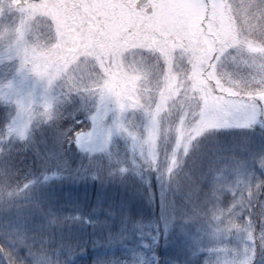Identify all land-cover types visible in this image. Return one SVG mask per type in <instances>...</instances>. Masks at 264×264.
I'll return each mask as SVG.
<instances>
[{
	"label": "clouds",
	"instance_id": "clouds-1",
	"mask_svg": "<svg viewBox=\"0 0 264 264\" xmlns=\"http://www.w3.org/2000/svg\"><path fill=\"white\" fill-rule=\"evenodd\" d=\"M194 7L157 41L73 48L38 16L0 49V264H264V0ZM116 76L138 85L131 115ZM88 187L85 214L64 190Z\"/></svg>",
	"mask_w": 264,
	"mask_h": 264
},
{
	"label": "rangeland",
	"instance_id": "rangeland-1",
	"mask_svg": "<svg viewBox=\"0 0 264 264\" xmlns=\"http://www.w3.org/2000/svg\"><path fill=\"white\" fill-rule=\"evenodd\" d=\"M26 1V0H25ZM138 0H56L57 7L51 8L47 5L49 0H34L26 3L23 7L16 9L21 0H0V49L10 43L16 37H22L25 29L38 16H49L61 26L69 46L73 48H83L98 44L115 46L122 34H128L130 39L138 41H157L161 37L167 38L169 33L176 30L181 23L194 18L202 9L194 7L198 0H149V4L154 8L150 14L149 8H135ZM209 4L211 0H206ZM11 5V11L5 12L4 6ZM53 5V4H52ZM74 6H80L79 11ZM5 16L7 19L5 20ZM101 21L103 23H97ZM86 28V33L77 31L79 26ZM106 30L107 39L101 43L96 38V33ZM174 42L167 40V47H171ZM11 51V49H9ZM163 54V51L161 52ZM40 55H43L42 53ZM4 65L0 64V76L3 75ZM37 75L44 74L37 66L34 69ZM21 92L32 91L33 95L39 99L41 89L39 85H33L31 81L22 82L16 80L13 85ZM109 91L114 96L116 105L131 115L137 106L142 103L137 91V83L132 77L120 78L116 76L108 86ZM107 113L100 114L102 121ZM79 190V192H77ZM64 197L69 202L73 199L81 201L85 206V214L90 206L87 205L88 196L85 192L93 194V202L100 197V194L93 188H69L65 189ZM123 194L119 192H108L105 199H112L114 195ZM91 231V227L81 230L79 235L83 238ZM172 245V243L170 244ZM175 247V246H174ZM176 248V247H175ZM90 253L91 250H89Z\"/></svg>",
	"mask_w": 264,
	"mask_h": 264
},
{
	"label": "trees",
	"instance_id": "trees-1",
	"mask_svg": "<svg viewBox=\"0 0 264 264\" xmlns=\"http://www.w3.org/2000/svg\"><path fill=\"white\" fill-rule=\"evenodd\" d=\"M90 194V192H89ZM123 196L120 194H116L114 195V197L112 198V200H116V199H122ZM93 202V195H89V199H88V206H91ZM171 243H166V238L161 235L160 237V241H159V246L157 248V254L161 257V259H165V258H170V259H180L178 256L179 253H177V249H172L171 248ZM92 258V253L89 252V256L86 258L87 260H91Z\"/></svg>",
	"mask_w": 264,
	"mask_h": 264
},
{
	"label": "flooded vegetation",
	"instance_id": "flooded-vegetation-1",
	"mask_svg": "<svg viewBox=\"0 0 264 264\" xmlns=\"http://www.w3.org/2000/svg\"><path fill=\"white\" fill-rule=\"evenodd\" d=\"M50 1V3L49 4H47L50 8H51V6L50 5H52V4H54V5H56V0H49ZM117 2H119V0H117ZM141 3H143V4H146V5H148V7H145V8H152V10H153V8H154V6L153 5H150L149 4V0H138L137 1V3H136V6H135V8L137 9V10H140L141 9V7H139L138 5L139 4H141ZM147 9V13L148 14H150V12H151V9Z\"/></svg>",
	"mask_w": 264,
	"mask_h": 264
}]
</instances>
